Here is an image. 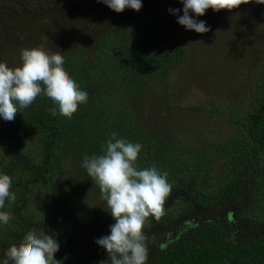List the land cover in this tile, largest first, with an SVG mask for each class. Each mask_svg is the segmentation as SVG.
<instances>
[{"label": "rangeland", "instance_id": "obj_1", "mask_svg": "<svg viewBox=\"0 0 264 264\" xmlns=\"http://www.w3.org/2000/svg\"><path fill=\"white\" fill-rule=\"evenodd\" d=\"M141 2L139 12L126 8L116 13L97 0H0V62L19 66L21 49L41 44L62 55L77 50L89 52L110 30L142 15L150 18L158 31L167 29L182 38L189 49L185 63L166 80L152 82L144 96L133 102L144 126L156 137L175 136L200 151L206 140L225 146L237 140L244 132L243 120L252 111L258 69L264 59V4L250 0L232 11L208 9L203 16L190 13L210 28L200 34L186 30L177 23V15L169 12L181 9L179 15H183L180 0ZM210 101L232 108L234 114L198 110ZM9 122L0 118V174L17 150L42 169L36 173L33 169H19L17 177H22L13 185L15 200L8 199L7 205L11 219L0 227L4 239L12 245L19 244L16 232L21 226L13 213L18 209L26 221L32 222L30 231L55 235L61 256L84 258L97 254L108 259L106 250L95 241L109 235L108 227L115 221L83 163L69 150H59L57 156L56 150L46 151L39 132L21 139L6 137ZM203 155L202 151L198 156L189 154L188 168L199 171ZM226 164L224 153L210 163L211 171L204 180L210 191L217 190L223 182ZM262 208L264 197L259 204ZM256 213L250 211V215ZM228 220L235 222L231 214ZM0 264H4L2 253Z\"/></svg>", "mask_w": 264, "mask_h": 264}, {"label": "trees", "instance_id": "obj_2", "mask_svg": "<svg viewBox=\"0 0 264 264\" xmlns=\"http://www.w3.org/2000/svg\"><path fill=\"white\" fill-rule=\"evenodd\" d=\"M63 57L66 71L87 91V103L67 119L52 116L49 109L56 105L41 95L6 125L5 136L21 139L39 132L46 151L56 150L57 156L59 150H69L81 164L85 155L102 154L113 133L140 143L143 147L137 168L156 166L168 174L172 186L165 214L158 221L149 217L145 227L149 237L147 264H264V209H259L264 197V59L258 69L252 111L242 122L243 135L226 146L204 141L200 147L202 168L196 172L188 168L186 157L198 156L201 151L175 136H154L133 104L152 82L166 80L187 61L189 49L182 38L167 29L158 31L150 18L138 15L106 33L89 52L77 50ZM198 110L234 114L232 108L217 101L202 104ZM223 153L227 157L224 180L217 190L210 191L204 184L211 171L209 165ZM19 169L36 173L42 167L34 165L22 151L13 152L2 172L12 179L11 193L22 177H17ZM8 203L6 200L0 211L8 212ZM252 210L257 213L250 215ZM13 213L20 221V232H16L20 243L33 224L18 209ZM230 214L234 223L228 220ZM4 237L0 233V253L5 261L12 244ZM55 258L62 264H101L107 260L97 254L69 258L59 252Z\"/></svg>", "mask_w": 264, "mask_h": 264}, {"label": "clouds", "instance_id": "obj_3", "mask_svg": "<svg viewBox=\"0 0 264 264\" xmlns=\"http://www.w3.org/2000/svg\"><path fill=\"white\" fill-rule=\"evenodd\" d=\"M181 9H169L177 15V23L186 30L207 33L210 28L204 21L193 19L205 15L208 9L215 12L232 11L250 0H180ZM264 4V0H255ZM116 13L126 8L139 12L141 0H97ZM20 65L10 67L0 62V118L14 121L22 109L32 105L37 97L44 95L56 107L50 108L52 116L60 115L71 119L81 104L88 101V93L69 75L64 68V57L60 52L47 50L44 44L33 48H23ZM140 143L117 138L113 133L106 141L100 155H85L82 167L92 181L98 185L101 199L106 202L108 212L115 221L110 226V234L98 238L95 243L106 250L108 259L101 264H147L149 237L145 233L149 217L157 221L165 214V201L172 186L167 173L156 166L137 168V160L142 150ZM12 179L0 174V209L8 199L15 200L11 193ZM10 213L0 211V223L8 224ZM60 245L55 235L29 231L18 245L13 244L6 252L4 264H62L55 258Z\"/></svg>", "mask_w": 264, "mask_h": 264}]
</instances>
